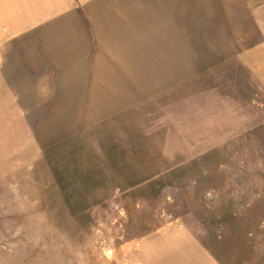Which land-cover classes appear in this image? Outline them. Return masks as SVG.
Masks as SVG:
<instances>
[{
	"label": "rangeland",
	"instance_id": "obj_1",
	"mask_svg": "<svg viewBox=\"0 0 264 264\" xmlns=\"http://www.w3.org/2000/svg\"><path fill=\"white\" fill-rule=\"evenodd\" d=\"M241 47L64 141L0 75V264H264V35Z\"/></svg>",
	"mask_w": 264,
	"mask_h": 264
},
{
	"label": "crops",
	"instance_id": "obj_2",
	"mask_svg": "<svg viewBox=\"0 0 264 264\" xmlns=\"http://www.w3.org/2000/svg\"><path fill=\"white\" fill-rule=\"evenodd\" d=\"M258 4L0 0V75L21 116L61 118L64 141L239 60L264 35Z\"/></svg>",
	"mask_w": 264,
	"mask_h": 264
}]
</instances>
